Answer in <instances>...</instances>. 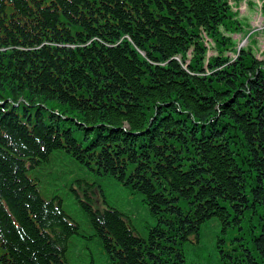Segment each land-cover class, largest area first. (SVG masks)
<instances>
[{"label":"trees","instance_id":"16d2710c","mask_svg":"<svg viewBox=\"0 0 264 264\" xmlns=\"http://www.w3.org/2000/svg\"><path fill=\"white\" fill-rule=\"evenodd\" d=\"M229 17L227 0H0V264H68L81 227L39 189L57 152L155 220L94 207L91 185L113 264H264V59L203 73L202 32L225 40Z\"/></svg>","mask_w":264,"mask_h":264},{"label":"rangeland","instance_id":"374dc122","mask_svg":"<svg viewBox=\"0 0 264 264\" xmlns=\"http://www.w3.org/2000/svg\"><path fill=\"white\" fill-rule=\"evenodd\" d=\"M227 1L231 11V17L228 18L230 25L220 27V33L225 36V40H222L221 35L215 39L214 36L202 32V42L207 49L202 61L205 68L203 73L206 75L213 72L209 64L215 57L226 58L223 62L225 66H230L240 57L246 61V56L249 54L255 59H264V0ZM191 52L192 50L184 59L176 58L185 68H188L187 65L192 62ZM142 54L147 57L145 53ZM222 69L223 67H219L215 71ZM40 170L39 189L42 196L45 198L59 196L71 220L79 223L81 227L80 234L74 235L71 239L67 252L68 264H113L103 246L98 242V237L93 236L95 232L90 227V217L79 199L93 189L91 185L94 183L97 185L94 207L104 209L112 206L123 212H132V218H137L139 220L137 222L145 226L155 223V220L147 215L146 204L140 194L130 192L115 178L100 176L81 168L67 153L57 152L56 157H52L45 168ZM246 225V222L242 223L245 228ZM137 229L142 233L138 226ZM219 230V226L212 227L207 232V238L218 234ZM238 233L242 237V230H238ZM238 240L240 239L236 242ZM228 244L230 245L229 240ZM201 253L203 255H199V264H224L225 259L222 257L221 250L218 255L215 252L210 256L204 251Z\"/></svg>","mask_w":264,"mask_h":264}]
</instances>
